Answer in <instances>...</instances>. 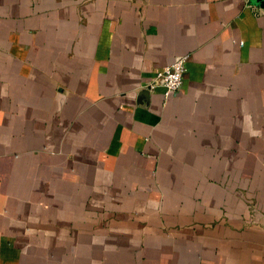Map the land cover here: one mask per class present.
<instances>
[{
    "label": "crops",
    "instance_id": "1",
    "mask_svg": "<svg viewBox=\"0 0 264 264\" xmlns=\"http://www.w3.org/2000/svg\"><path fill=\"white\" fill-rule=\"evenodd\" d=\"M263 2L0 0V264H264Z\"/></svg>",
    "mask_w": 264,
    "mask_h": 264
},
{
    "label": "built area",
    "instance_id": "2",
    "mask_svg": "<svg viewBox=\"0 0 264 264\" xmlns=\"http://www.w3.org/2000/svg\"><path fill=\"white\" fill-rule=\"evenodd\" d=\"M185 62L186 56H182L165 66L155 75L154 83L151 87H154L156 84L161 85L164 98L176 94L181 87L183 74L186 70Z\"/></svg>",
    "mask_w": 264,
    "mask_h": 264
},
{
    "label": "water",
    "instance_id": "3",
    "mask_svg": "<svg viewBox=\"0 0 264 264\" xmlns=\"http://www.w3.org/2000/svg\"><path fill=\"white\" fill-rule=\"evenodd\" d=\"M256 1H262V0H256ZM262 3V2H261ZM262 5V7H263V9H264V2H263V4H261Z\"/></svg>",
    "mask_w": 264,
    "mask_h": 264
}]
</instances>
